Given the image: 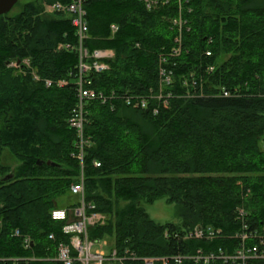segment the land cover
Listing matches in <instances>:
<instances>
[{
    "label": "trees",
    "instance_id": "obj_1",
    "mask_svg": "<svg viewBox=\"0 0 264 264\" xmlns=\"http://www.w3.org/2000/svg\"><path fill=\"white\" fill-rule=\"evenodd\" d=\"M54 1L71 0H28L13 16L0 15V264H64L57 248L69 235L51 210L77 205L61 199L80 173L72 154L76 131L68 124L79 52L57 46L79 41L70 15L45 14L44 3ZM84 6V46L114 51L110 68L93 76L97 89L142 94L158 88L162 64L174 73L169 105L156 114L120 100L114 109L90 102L85 198L106 220L91 226L89 236L109 239L119 253L159 256L206 244L168 240L169 226L230 230L238 206L264 222V0H169L152 9L144 0H85ZM180 14L190 28L175 57L168 53L178 34L172 20ZM25 58L42 79L69 83L47 87L9 66ZM192 72L196 86L184 85ZM6 150L15 165L4 162ZM161 198L175 205L177 224L159 223L147 212L145 205Z\"/></svg>",
    "mask_w": 264,
    "mask_h": 264
},
{
    "label": "built area",
    "instance_id": "obj_2",
    "mask_svg": "<svg viewBox=\"0 0 264 264\" xmlns=\"http://www.w3.org/2000/svg\"><path fill=\"white\" fill-rule=\"evenodd\" d=\"M168 1L144 0L149 9ZM84 5L85 0L44 3L46 11L71 16L79 41L76 47L70 43H59L57 46L59 50L77 49L79 52V63L75 77L77 101L68 118V124L76 131V151L72 154L80 162V173L77 181L70 186L71 194L77 197V205L73 207H56L51 210L52 219L63 222L62 230L69 235V242L62 241L59 243L56 259L64 264H74L75 262H78V264H264V222L252 221L249 210L243 206L236 207L235 225L234 227L229 225L230 230H225L222 226L202 223L184 230L171 226L166 227L163 234L168 240L203 241L206 243L204 246L195 248L184 244V252L144 256L139 255L136 251L125 249L124 252L119 253L109 239H93L89 236L91 226L103 224L106 220V215L95 211V205L87 202L85 198L84 155L86 148L92 145L91 138L85 134L90 102L99 100L114 109V101L120 100L133 108L148 109L152 107V111L156 114L160 107L169 105V99L173 93L167 89L174 83V73L172 69L162 64L159 69L160 84L158 88L150 87L142 94H136L129 90L105 92L97 89L94 86L93 76L110 68L107 60L114 56V51L101 48L89 51L84 46L89 29ZM181 15L172 20L173 27L177 29L178 34L175 37L176 44L168 53L170 56L178 57L185 49L183 32L185 29L189 30L190 27L184 26L187 20ZM111 28L113 32H116L118 26L113 25ZM207 54L211 55V51H207ZM162 59L166 60V57L162 56ZM10 64L20 70L24 69V73H31L36 80H44L47 87L54 83L59 86L69 83L68 79L58 81L51 78L42 79L32 68L29 58H25L19 63L13 61ZM214 69L215 66L210 65L206 71L210 73ZM196 84L197 78L194 72L184 79V85L186 86H196ZM188 95L194 96L195 94L188 92ZM222 95L229 96L230 91L223 88ZM152 99H157L159 103L152 105ZM95 165L100 166L101 163L95 161ZM250 195L251 190L247 189L246 197ZM16 234H19L18 230ZM49 237L54 238V234H50ZM30 242V238H26L28 246Z\"/></svg>",
    "mask_w": 264,
    "mask_h": 264
},
{
    "label": "rangeland",
    "instance_id": "obj_3",
    "mask_svg": "<svg viewBox=\"0 0 264 264\" xmlns=\"http://www.w3.org/2000/svg\"><path fill=\"white\" fill-rule=\"evenodd\" d=\"M28 0H19L17 4L12 8V10L8 13L9 15L13 16L14 14L18 13L23 4L27 2ZM44 12L46 15H55L56 13H52L50 11H46L44 9ZM10 67L14 68L15 66H12L9 64ZM16 72L22 73V75H25L27 73H24V69L21 70H15ZM28 75V74H27ZM4 162L7 164L15 165L17 162V159L9 153L8 150L4 153ZM62 205H67L73 202L77 201V197L70 194L67 197H64L61 199ZM145 208L147 212L150 214L152 218H154L159 223H175L177 224L179 222V216L176 212V208L174 204L167 203L165 198H161L157 200L156 202L152 204H146Z\"/></svg>",
    "mask_w": 264,
    "mask_h": 264
},
{
    "label": "water",
    "instance_id": "obj_4",
    "mask_svg": "<svg viewBox=\"0 0 264 264\" xmlns=\"http://www.w3.org/2000/svg\"><path fill=\"white\" fill-rule=\"evenodd\" d=\"M18 1L19 0H0V15L9 13ZM17 62L19 63V61ZM8 64L9 62H7V65ZM38 164H42V162L38 161ZM48 164L56 165L52 161H48ZM12 176H13L12 174L6 175L4 177V180L10 179Z\"/></svg>",
    "mask_w": 264,
    "mask_h": 264
}]
</instances>
